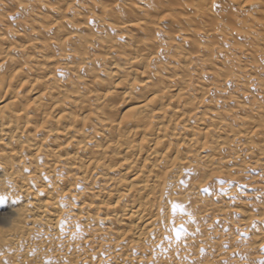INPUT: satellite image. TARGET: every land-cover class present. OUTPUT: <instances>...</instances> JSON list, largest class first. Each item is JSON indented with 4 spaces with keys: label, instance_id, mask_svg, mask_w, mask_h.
Segmentation results:
<instances>
[{
    "label": "bare ground",
    "instance_id": "6f19581e",
    "mask_svg": "<svg viewBox=\"0 0 264 264\" xmlns=\"http://www.w3.org/2000/svg\"><path fill=\"white\" fill-rule=\"evenodd\" d=\"M253 87L264 100V0H0V192L82 264L167 252L189 197L225 193L236 139L264 164Z\"/></svg>",
    "mask_w": 264,
    "mask_h": 264
},
{
    "label": "rangeland",
    "instance_id": "374dc122",
    "mask_svg": "<svg viewBox=\"0 0 264 264\" xmlns=\"http://www.w3.org/2000/svg\"><path fill=\"white\" fill-rule=\"evenodd\" d=\"M242 59V58H240ZM243 60V59H242ZM235 90V89H234ZM262 91V90H261ZM236 95V94H235ZM251 95L256 101L263 100L262 92L254 87ZM238 96V95H236ZM264 101V100H263ZM244 141L236 139L232 150L238 156L230 161L235 170L229 176L223 174L214 179L219 183L220 200H212L206 193L191 195L194 214L176 226L168 227L167 244L149 252H137L134 258L123 259L122 264H264V244H258L264 235V164L254 165L256 154L244 146ZM235 148V150H233ZM230 151V152H229ZM230 191V192H229ZM21 200L0 192V229H6L14 220H19L20 239L13 247L0 246V264H82L80 253L87 247L72 242L64 249L58 243L47 241L38 232L37 226L30 229L29 220L21 219L16 213L21 209ZM241 205H246L253 215L244 226ZM226 210L220 212L219 210ZM205 210H209L205 212ZM221 214V216H220ZM22 218V217H21ZM176 219V218H175ZM175 220H173L174 222ZM28 229V230H27ZM170 230V231H169ZM73 238L80 239L82 234L74 230ZM77 231V232H76ZM187 239H193L191 244ZM180 241V242H179ZM52 252V253H51ZM84 256V255H82ZM102 257H99V259ZM32 260V261H31ZM87 264H109L104 260L91 259Z\"/></svg>",
    "mask_w": 264,
    "mask_h": 264
}]
</instances>
